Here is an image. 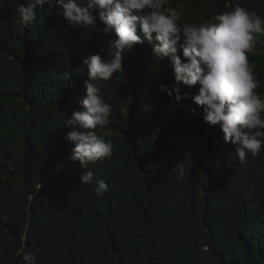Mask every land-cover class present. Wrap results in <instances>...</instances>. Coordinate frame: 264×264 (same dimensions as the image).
I'll list each match as a JSON object with an SVG mask.
<instances>
[{"label":"trees","instance_id":"obj_1","mask_svg":"<svg viewBox=\"0 0 264 264\" xmlns=\"http://www.w3.org/2000/svg\"><path fill=\"white\" fill-rule=\"evenodd\" d=\"M29 1L0 0V264H29L26 253L34 264H264V150L233 165L235 145L156 81L162 103L140 88L142 50L127 59L130 77L101 87L113 110L102 133L112 157L88 169L69 160L57 100L47 102L44 85L43 102L32 94L44 70L65 68L57 63L65 47L51 59L47 52L69 42L67 26L55 4L22 26L16 7ZM240 4L264 16V0ZM261 41L248 59L264 97ZM85 171L108 191L98 197L94 183L81 184Z\"/></svg>","mask_w":264,"mask_h":264},{"label":"clouds","instance_id":"obj_2","mask_svg":"<svg viewBox=\"0 0 264 264\" xmlns=\"http://www.w3.org/2000/svg\"><path fill=\"white\" fill-rule=\"evenodd\" d=\"M240 2L216 1L210 14L209 0L18 3V22L24 27L35 21L36 9L45 4L59 5L57 11L67 26L64 33L69 34V42L47 52L51 59L65 47L57 62L65 68H56L54 63L44 70L32 94L36 100L41 95L39 102H43L44 85L47 102L57 100L56 111L63 114L62 127L71 146L69 160L88 169L112 157L113 141L102 133L113 110L101 87L119 76L130 77L127 59L138 50L144 54L140 88L162 103L156 81L161 92L184 106L186 114L199 118L225 143L235 145L236 155L230 158L233 165L251 162L249 154L258 156L264 150V97L257 91L260 82L248 56L256 52L257 35L264 34V16ZM169 83L171 89L165 85ZM144 110L153 109L145 104ZM187 165L191 169L194 162L189 160ZM179 167L183 173L184 165ZM80 181L94 183L98 197L108 191V184L92 171H85ZM22 252L20 249L15 255ZM23 260L34 264L36 257L26 253Z\"/></svg>","mask_w":264,"mask_h":264}]
</instances>
